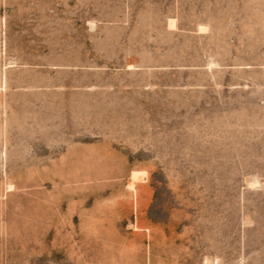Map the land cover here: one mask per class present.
Wrapping results in <instances>:
<instances>
[{"label":"rangeland","instance_id":"obj_1","mask_svg":"<svg viewBox=\"0 0 264 264\" xmlns=\"http://www.w3.org/2000/svg\"><path fill=\"white\" fill-rule=\"evenodd\" d=\"M0 264H264V0H0Z\"/></svg>","mask_w":264,"mask_h":264},{"label":"bare ground","instance_id":"obj_2","mask_svg":"<svg viewBox=\"0 0 264 264\" xmlns=\"http://www.w3.org/2000/svg\"><path fill=\"white\" fill-rule=\"evenodd\" d=\"M136 176H137V173H134L133 174V178L135 179L136 178ZM131 185V184H130Z\"/></svg>","mask_w":264,"mask_h":264}]
</instances>
